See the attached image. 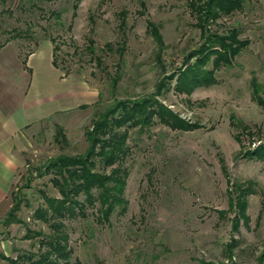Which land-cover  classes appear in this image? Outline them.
Returning <instances> with one entry per match:
<instances>
[{"label": "rangeland", "instance_id": "rangeland-1", "mask_svg": "<svg viewBox=\"0 0 264 264\" xmlns=\"http://www.w3.org/2000/svg\"><path fill=\"white\" fill-rule=\"evenodd\" d=\"M123 10L127 48L119 70V52L103 48L122 41ZM149 20L161 26L166 42L160 61ZM195 22L187 0H0V41L12 40L22 53L51 41L61 72L97 87L102 100L75 108L61 125L67 142L56 137L53 119L30 132L17 182L0 202V264H21L7 257L39 248L42 235L27 236L29 228L49 231V224L34 216L45 203L42 190L60 195L45 162L60 153L84 152L87 128L114 96L152 93L159 78L204 40ZM218 23L220 30L239 28L240 37L250 40L234 64L219 68L216 83L191 94L173 86L159 96L199 126L172 128L156 116L145 129H130L127 210L116 211L111 223L98 221L94 207L85 218L66 220L73 255L62 264H264V159L243 155L264 143V106L253 99L251 88L256 75L264 94V0H245L242 9ZM91 41L103 67L90 51ZM117 71L121 77L113 91ZM233 115L251 133L233 125ZM250 179L256 192L248 195L247 220L233 201L237 184ZM16 201L20 206L12 217Z\"/></svg>", "mask_w": 264, "mask_h": 264}, {"label": "trees", "instance_id": "trees-1", "mask_svg": "<svg viewBox=\"0 0 264 264\" xmlns=\"http://www.w3.org/2000/svg\"><path fill=\"white\" fill-rule=\"evenodd\" d=\"M195 25L200 28L204 40L201 44L183 56L182 64L169 74H163L156 83L155 90L138 97H113L99 110L86 130L88 146L84 152L75 154L60 153L45 162V172H52L51 181L58 188L60 195H51L42 190L44 204L39 205L34 216L49 224V231L44 229L34 230L29 228L27 236L42 235L39 239V248L34 251H25L16 259L7 257L11 262L21 264H62L68 262L73 255L70 245V233L66 220L85 218L89 215V208L94 207L95 218L102 223H111L116 211L123 213L127 210L129 200L126 196V185L130 169L126 159L131 152L128 142L130 129L139 127L145 129L153 123L158 116L160 120L171 126L183 130L197 128L198 123L188 121L165 105L159 96L163 95L173 86L179 93L191 94L194 89L202 85H210L218 81L216 71L222 66H232L236 56L250 42L247 38L240 37V29L231 26L220 30L217 26L218 19L230 15L244 7L245 0H187ZM127 11L120 13V27L123 28V39L117 46L112 42L106 43L103 50L118 51L120 58L118 69L121 68L127 38L124 28ZM74 15L76 13L74 12ZM148 30L157 42L156 56L162 60L166 48L161 26L153 21H148ZM90 51L94 52L93 41ZM98 65L103 67L104 60L100 54L94 52ZM54 61L56 64L54 50ZM162 69L165 71V63ZM211 65V66H210ZM120 73L112 75L113 91L118 86ZM175 80L174 84L173 81ZM252 97L264 106L262 83L254 75L251 79ZM101 97L95 105H100ZM84 107L88 105H83ZM232 124L248 129L246 124L232 116ZM57 125L56 137L67 142L63 128ZM251 133V129H248ZM240 138V134H237ZM244 156L264 159V143L254 148L243 151ZM225 169V162L222 159ZM42 171V167L38 168ZM226 170V169H225ZM42 173V172H40ZM252 179L242 184H237V194L234 204L238 208L239 216L249 219L246 214L248 195L256 192ZM19 201L11 208L9 215L14 216L19 209ZM34 233V234H33ZM6 257V256H5Z\"/></svg>", "mask_w": 264, "mask_h": 264}, {"label": "crops", "instance_id": "crops-1", "mask_svg": "<svg viewBox=\"0 0 264 264\" xmlns=\"http://www.w3.org/2000/svg\"><path fill=\"white\" fill-rule=\"evenodd\" d=\"M99 94L61 72L51 41L28 53L10 39L0 41V202L17 182L30 132L44 120L63 125L76 107H89Z\"/></svg>", "mask_w": 264, "mask_h": 264}]
</instances>
